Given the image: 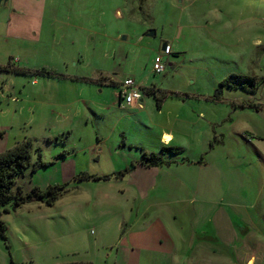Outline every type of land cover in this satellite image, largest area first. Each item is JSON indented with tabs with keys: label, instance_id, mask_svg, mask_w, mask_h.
I'll use <instances>...</instances> for the list:
<instances>
[{
	"label": "rangeland",
	"instance_id": "374dc122",
	"mask_svg": "<svg viewBox=\"0 0 264 264\" xmlns=\"http://www.w3.org/2000/svg\"><path fill=\"white\" fill-rule=\"evenodd\" d=\"M48 2L56 10L53 33L59 41V37L66 36L60 41L65 43L59 42L58 47L66 48L67 56L69 52L67 69L77 77L97 80L104 74L118 82L132 68L137 72H148L149 68L152 71L163 43L171 45V62L164 57L165 71L149 77L160 85L165 98L159 107L158 97L145 96L150 100L140 112L120 109L113 104L119 101L116 85L93 83L89 88L88 81H74L67 88L71 91L72 108L65 114H48L45 108L41 110L43 119L27 112L24 119H17L21 125L19 140L28 135L36 138L34 144L40 148L42 160L53 163L35 173L27 170L18 178V186L29 192L34 186L45 189L65 182L69 185L53 206L35 200L2 211L8 239L0 236V264H115L118 247L124 249L125 241L130 243L123 236L144 229L153 218L162 216L172 226L179 224L186 237L196 232L197 240L205 244L209 243L208 236L214 235L212 216L222 208L233 216L235 224L246 228L253 225L252 229L264 227L263 218L257 216L261 205H251L264 191V139L258 141L256 134L249 139L244 136L246 130L264 134V0ZM152 30L155 34L148 35ZM59 58L53 62L57 72L64 67ZM231 75L253 78L257 84L255 96H248L245 90L225 88L222 98L215 99V90ZM40 81L44 82L42 78ZM64 81L68 87V80L53 83ZM175 91L179 96L169 97ZM27 115L31 116L26 119ZM70 115L75 119L72 126ZM145 119H155L161 126H150ZM40 122L46 125L42 127ZM180 124L186 135L181 141L186 150L178 158L202 160L209 163L208 170L181 163L172 164L171 168L165 165L158 181L154 178L143 194L142 189L139 193L122 178L80 183L73 180L82 170L102 176L125 169L140 160L137 148L141 146L149 153H159L156 146L161 127L177 131ZM70 130V139L59 138L63 131ZM97 134L108 138L100 146V162L96 161L99 147H94ZM9 135L4 142L0 140V153L13 146L15 138ZM123 137L133 149L114 152ZM65 150L76 153L68 151L69 158L58 162V155L65 156ZM109 150L115 153L114 157ZM92 155L94 160L89 163ZM36 158L34 155L33 161ZM169 181L177 186L178 181H185L184 187L169 189ZM226 189L231 192L227 198ZM245 198L248 205L230 204ZM201 200L207 202L204 205L213 214L211 219L200 222L198 229L192 217ZM245 207H249L246 216Z\"/></svg>",
	"mask_w": 264,
	"mask_h": 264
},
{
	"label": "crops",
	"instance_id": "0c3cea01",
	"mask_svg": "<svg viewBox=\"0 0 264 264\" xmlns=\"http://www.w3.org/2000/svg\"><path fill=\"white\" fill-rule=\"evenodd\" d=\"M51 6L48 0H7L6 2L0 0V67L4 69L0 70V132L2 133L0 140L4 142L9 134V137L13 134L15 138L13 146L21 142V140H19L21 136H19L18 133L21 129L19 126L21 125L17 119H24L25 112H27V114L32 113L34 116H37V119H43L44 115L41 112L42 109L46 110L45 108H47L49 111L48 114H52V112L56 111V113L62 115V113L65 114L69 107L70 109L72 108L71 91L67 88H71L74 81H88V83L91 84L89 88L93 86V83H97L99 86L116 85L118 87L119 101H117L116 105L115 102L113 103L114 107L138 112L143 110L145 104L150 100L145 99V96L149 98L159 97L161 92H163L160 85L154 83L153 80H149L150 76L153 77V74H156L153 68L152 71L150 70L151 68H149L148 72H137L132 68L127 75L124 76V79L132 77L141 87L143 97L133 104L126 103L120 96V84L123 80L118 82L116 80L113 81V79L106 77L104 74H101V77L97 80L77 77V75L71 74L67 69V64L70 61L68 60L69 52L67 56L66 48L62 50L58 47L59 42L65 40L66 36H64V38L63 36L59 37V41L58 36L54 34L53 27L55 21L53 18H56V10ZM166 44L169 45L168 43ZM172 53L166 55L168 62H171ZM58 57H60L59 60L66 70H62L63 68H61L59 72L54 70L55 65L53 62L57 60ZM51 58L53 60H51ZM151 61L152 59L150 58L149 62L151 63ZM170 65H172V63ZM41 78L44 80L43 83H40ZM25 79H27L28 82H26L27 80ZM54 80H68L69 85L67 87V81H64L65 83H58L57 85L53 83ZM28 84L29 88L27 86ZM150 87L156 89V91H153L156 92L157 96H155V93L152 94V92L150 93L147 90V88ZM100 91L102 90L100 89ZM246 93H249L248 96L252 98L256 94L245 91V94ZM174 96L178 97L179 93L176 91L172 92L169 97ZM164 98L165 97H163V99ZM79 100L82 101L83 99L81 98ZM163 102L160 100L158 106L160 107L163 105ZM29 116L31 115H27L26 119H28ZM70 117L71 119H69V122L72 126L75 119H72L71 115ZM153 121L154 122H151L145 119L146 124L150 126H161L159 123L155 122V119ZM44 123L45 122H40L42 127L46 125ZM180 125L182 127L177 129V131H174V129L169 130L164 126L161 127L163 131H159V143L156 146L159 148V153L163 146L181 148L183 153L185 152L186 144L181 141L184 140L186 135L183 133V124ZM72 133L71 130L63 131L62 135L59 134V138L70 139ZM244 133L245 139L255 134L258 141L264 139V134H260V132L254 133L246 130ZM248 133H250V135ZM27 138H31L33 141L36 139L28 135L24 136L23 140ZM107 139V137H101L98 134L96 136L97 142L94 144V147H99L97 151L100 153L98 160H96L97 162H100L99 157H101V153L103 152L100 146ZM144 147L145 146H141V148H137L141 152V156L142 153L146 151ZM122 148H128L129 150L133 149L130 144L127 145L124 137L122 138V143H119L114 148V152L120 154ZM5 149H2V152L7 150ZM68 151L72 154L76 153L75 150ZM68 151H64L65 156L58 155L59 159H61V161L58 162L64 163L69 158V154L67 155V153H69ZM87 154L86 152V155ZM109 155L114 157L115 153L109 150ZM164 156L165 158L169 157L168 160L173 161L171 164L166 165L168 168H171L170 165L172 164L181 163L182 165L184 164V166L188 164L190 166L193 165L200 169V171L209 169V163L202 162V160H188V162L180 160L178 158L179 155L174 156L169 153H166ZM261 156L264 160V155L261 154ZM93 157L92 155L89 163L93 162ZM113 161L112 159V164ZM139 161L140 160H135L134 163H136V167L122 179L133 188L139 189V193H141L142 189L143 194L144 189L151 186L154 178V181H158L157 177L161 176L160 173L165 165L147 167L140 164ZM51 164L53 165V163ZM70 165L72 167L71 162ZM72 168H75V166ZM215 170L218 172L217 169ZM226 174L229 175V173ZM102 175L107 174L104 173ZM211 175L214 177L213 174ZM226 179L229 180V176L226 177ZM169 182V189L177 187L178 190H181V188L184 187L185 181H178V186L176 183L174 185L172 181ZM225 194L226 198L227 195L231 196L229 189H226ZM229 198L233 199L232 197ZM179 199L180 198H178V200ZM182 199L185 200V196L182 197ZM246 200V198L244 201L239 200V203H233L232 200L230 204L248 205L245 203L250 202H246ZM206 203V201L201 200L197 203L199 205L193 209L194 215L192 217V223H194L198 229L201 228L200 222L203 221L204 223L209 218L211 219L210 215L213 214V211L208 210L204 205ZM257 204L261 205L257 210V216L263 218L262 221L264 224L263 190H261L260 194H257V198H255V201L251 205ZM166 211L170 214L168 209ZM207 213H209L208 217ZM248 213L249 207H245V216L248 215ZM173 214L174 213L170 215V222ZM130 217H132V214L129 215V218ZM164 221V216H162V218L156 217L153 218L144 229L142 228L141 230H135L125 234L123 236L124 239L127 237L130 243L124 240V249L122 246L118 247L115 264H264V227L261 226L260 229L259 227L252 229L253 225H250V228H246V226L235 224L233 222V216L223 208L222 210L215 211L212 216L214 235L208 236V244L207 242L205 244V242L198 241L196 232L193 231L191 235H187L186 237L185 232L179 229V224L172 226V224ZM125 225L127 224L125 223ZM127 245H129V247H127Z\"/></svg>",
	"mask_w": 264,
	"mask_h": 264
},
{
	"label": "trees",
	"instance_id": "16d2710c",
	"mask_svg": "<svg viewBox=\"0 0 264 264\" xmlns=\"http://www.w3.org/2000/svg\"><path fill=\"white\" fill-rule=\"evenodd\" d=\"M0 70H4L0 67ZM225 88L228 89H242L247 92L251 91L255 93L257 90V84L254 83L253 78L244 75H231L230 77L223 80L218 88L215 90L214 98L220 100L223 95ZM147 90L152 94H156V89L147 88ZM155 90V91H153ZM158 97V96H157ZM161 97H158V104ZM0 136L2 133L0 132ZM170 155H181L183 150L181 148L173 146H163L160 153H148L143 152L139 163L151 167V166H163L169 165L173 161L165 160V154ZM36 155L37 158L33 161V156ZM60 156H63L61 154ZM184 161H188L185 160ZM51 163L44 162L42 160V154L39 148H36L34 141L31 138H27L21 142H18L15 146L7 149L6 151L0 153V236L2 239L7 241V225L1 219L2 211L8 212V206L12 208H17L23 204L32 201H39L47 204L48 206H53L55 201L58 200L66 191H68L69 182H65L62 185H50L45 189L38 186H34L29 192L18 186L17 180L20 176L24 175L27 170L35 173L40 168L47 167ZM136 167V163H131L130 166L125 169L115 172L114 174L107 175H95L86 171L79 172L74 177V181L77 183L88 181V180H112L114 178L121 179L129 174ZM8 246V245H7ZM9 247V246H8ZM14 264V262H12ZM61 264H92L89 261H72Z\"/></svg>",
	"mask_w": 264,
	"mask_h": 264
},
{
	"label": "built area",
	"instance_id": "2783aa9c",
	"mask_svg": "<svg viewBox=\"0 0 264 264\" xmlns=\"http://www.w3.org/2000/svg\"><path fill=\"white\" fill-rule=\"evenodd\" d=\"M171 53L172 47L167 45L163 52L155 57L153 70L156 73L165 71L166 63L164 62V57ZM120 96L126 103L133 104L142 99L143 94L138 83L132 77H127L120 84Z\"/></svg>",
	"mask_w": 264,
	"mask_h": 264
},
{
	"label": "water",
	"instance_id": "95a60500",
	"mask_svg": "<svg viewBox=\"0 0 264 264\" xmlns=\"http://www.w3.org/2000/svg\"><path fill=\"white\" fill-rule=\"evenodd\" d=\"M1 1H7V0H1ZM155 34V30H152V31H150L149 33H148V35H150V36H152V35H154ZM166 46H167V44L166 43H163V45H162V50H164L165 48H166Z\"/></svg>",
	"mask_w": 264,
	"mask_h": 264
}]
</instances>
